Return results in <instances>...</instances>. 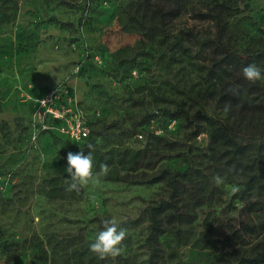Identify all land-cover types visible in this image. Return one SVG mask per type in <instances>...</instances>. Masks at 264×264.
<instances>
[{
    "label": "rangeland",
    "instance_id": "374dc122",
    "mask_svg": "<svg viewBox=\"0 0 264 264\" xmlns=\"http://www.w3.org/2000/svg\"><path fill=\"white\" fill-rule=\"evenodd\" d=\"M215 37L234 50L264 51V0H0V264H148L146 208L171 193L167 181L150 182L162 172L180 180L186 219L161 216L156 264H239L240 254L264 253V233L224 245L264 217L249 209L264 204V180L245 189L264 167V80L254 83L261 93L250 92L233 79L232 63L213 70L206 42ZM57 85L92 120L94 172L109 166L79 193L65 182L67 153L78 146L50 132L32 140L26 94ZM198 112L248 145L238 163L207 124L191 134L187 118ZM105 219L127 236L122 255L100 260L90 244Z\"/></svg>",
    "mask_w": 264,
    "mask_h": 264
},
{
    "label": "trees",
    "instance_id": "16d2710c",
    "mask_svg": "<svg viewBox=\"0 0 264 264\" xmlns=\"http://www.w3.org/2000/svg\"><path fill=\"white\" fill-rule=\"evenodd\" d=\"M136 1H146V0H136ZM66 5H70L69 2H64ZM75 7L80 8L79 5L75 4ZM216 14L220 17L219 11ZM207 44L210 45L211 49V63L213 70H223L227 67L229 63L233 64L234 73L233 79L239 83L242 87L247 88L248 91L256 93H261V87L258 84L251 83L247 81L242 74L243 67L255 63L256 65L264 62V51L263 50H247L239 51L229 48L224 42L219 38L215 37L208 39ZM228 96L226 93H222ZM178 121L177 115H172L170 121ZM188 124L191 125L192 135L197 136L204 130L203 125H208L209 137L213 141L217 142L218 145L225 148L229 154V163H238V156H242L246 153L248 145L239 140L231 129L221 121L208 116L205 113H196L193 117L187 118ZM203 123V124H202ZM58 141H67L62 137L53 134ZM95 132L90 136V139L86 144L82 146L81 150L88 149L87 144L92 145L96 142V137H94ZM141 135V134H140ZM159 138V137H156ZM69 142V141H68ZM179 176L186 177L188 180V173L183 172L178 174ZM167 181L171 187V193L168 198H160L156 200L152 205L146 208L148 219H149V234L146 239V246L149 251L148 264H156V260L161 258L160 254V237L165 233V228L161 216L164 215L168 218V222H178L186 219V215L180 211L178 205L179 196V183L180 180L174 175H167L166 172H162L150 179L151 183H157L160 181ZM264 180V167L258 168L257 172L253 173L248 182L245 184V189L251 188V183L254 181L260 182ZM261 209L264 210V204L260 202H254L249 205V209ZM103 226V223H101ZM264 233V217L258 224H242L239 230L233 231L227 235L225 238V247H236L246 243V236H259ZM239 264H264V253L257 254L254 256H247L245 254H240L238 257Z\"/></svg>",
    "mask_w": 264,
    "mask_h": 264
},
{
    "label": "clouds",
    "instance_id": "9594fccd",
    "mask_svg": "<svg viewBox=\"0 0 264 264\" xmlns=\"http://www.w3.org/2000/svg\"><path fill=\"white\" fill-rule=\"evenodd\" d=\"M262 70L255 63L249 64L242 69L243 77L251 82L255 83L260 80H264V75H262ZM42 109H47L50 99H40L36 101ZM227 107L225 111H227ZM47 113H41L37 111L34 114L33 119L39 116L41 117L40 123L43 124V116ZM46 127V125H44ZM37 139L36 134L32 136L33 142ZM87 148L89 152L87 155L84 154V151L71 152L67 153L66 161L67 167L65 171L69 175V179H66L67 188L66 191L72 192L75 191L79 193L89 182L99 183L101 177L106 176L109 172V166L105 163L100 164L98 172H94L93 168V151L94 146L91 143H88ZM215 184H222L223 178L219 175L213 177ZM239 191V187L233 185L231 187L232 194H236ZM103 229L99 231L95 237L94 242L90 244V251L97 255L100 260H105L108 258L115 259L122 255L124 248L122 247V242L126 239L127 230L121 227L115 219H105L103 222Z\"/></svg>",
    "mask_w": 264,
    "mask_h": 264
},
{
    "label": "built area",
    "instance_id": "2783aa9c",
    "mask_svg": "<svg viewBox=\"0 0 264 264\" xmlns=\"http://www.w3.org/2000/svg\"><path fill=\"white\" fill-rule=\"evenodd\" d=\"M26 98L32 105L33 135L36 134L37 138L41 132H50L78 146V149H81L88 142L91 136L92 120L81 106L75 102L66 86H53L47 93L40 96L26 94ZM46 98L50 99L51 102L47 109H42L36 101ZM37 111L47 113L43 116V124L40 123L41 117L38 116L36 120L33 119ZM175 123V120L170 121L168 128L173 129ZM159 134H161V131H155V135ZM139 137L141 138L142 135Z\"/></svg>",
    "mask_w": 264,
    "mask_h": 264
}]
</instances>
